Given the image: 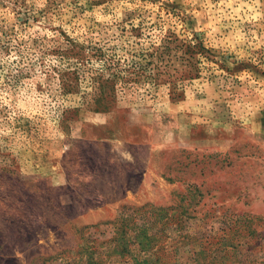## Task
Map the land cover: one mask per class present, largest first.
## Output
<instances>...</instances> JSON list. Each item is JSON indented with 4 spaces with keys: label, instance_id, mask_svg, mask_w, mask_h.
Here are the masks:
<instances>
[{
    "label": "rangeland",
    "instance_id": "obj_1",
    "mask_svg": "<svg viewBox=\"0 0 264 264\" xmlns=\"http://www.w3.org/2000/svg\"><path fill=\"white\" fill-rule=\"evenodd\" d=\"M0 264H264V0H0Z\"/></svg>",
    "mask_w": 264,
    "mask_h": 264
},
{
    "label": "trees",
    "instance_id": "obj_2",
    "mask_svg": "<svg viewBox=\"0 0 264 264\" xmlns=\"http://www.w3.org/2000/svg\"><path fill=\"white\" fill-rule=\"evenodd\" d=\"M169 42L170 41H167V43L164 42V44H160L157 46L152 45L153 49L148 50L152 52H149L147 54L145 53V51H143L144 49L142 48L140 50L135 49L133 52L134 58H132V60L128 62L129 64L126 65L127 68H125V70H123V68H118L117 72H115L113 77L115 79L121 78L124 81H127V80L128 81H131V80L140 81V80H145V79L151 81L156 78V75H159V73H161L162 67L160 66L159 62L154 63L148 57L153 56L160 49H161V55L158 56L157 58L160 60V62L165 63V67L170 64L171 59H172L171 57L176 55V54H172V50L179 49V48L183 49V46H185V50H186V52L184 51V53H188L187 51L201 52V49L206 50L202 43L188 42V43L181 45L179 48L178 46H176V48L174 49L169 45ZM139 51H143V52L140 53ZM164 52L169 55V58L167 60H165ZM137 56L138 58H136ZM183 56L186 57L185 55ZM192 57H193V54L190 55L188 58H184V59L190 60ZM156 69H157V73L154 72ZM125 72H128L126 76L124 74Z\"/></svg>",
    "mask_w": 264,
    "mask_h": 264
}]
</instances>
